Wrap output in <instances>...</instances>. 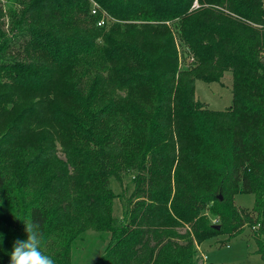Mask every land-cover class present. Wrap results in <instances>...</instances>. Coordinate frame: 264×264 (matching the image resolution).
<instances>
[{"label": "trees", "instance_id": "trees-1", "mask_svg": "<svg viewBox=\"0 0 264 264\" xmlns=\"http://www.w3.org/2000/svg\"><path fill=\"white\" fill-rule=\"evenodd\" d=\"M94 1L0 0V264L28 220L55 264L87 228L110 233L95 264H195L194 241L245 224L264 261V0ZM225 71L210 109L195 80Z\"/></svg>", "mask_w": 264, "mask_h": 264}, {"label": "rangeland", "instance_id": "rangeland-1", "mask_svg": "<svg viewBox=\"0 0 264 264\" xmlns=\"http://www.w3.org/2000/svg\"><path fill=\"white\" fill-rule=\"evenodd\" d=\"M206 1L203 0V2ZM90 2L92 7L97 8L94 0H90ZM206 6L208 4H200L199 0H194L192 4L195 9ZM109 19L113 21V19ZM175 42L179 51V65L183 67L191 59L187 54L182 53L180 42L177 38H175ZM231 84L232 76L229 71H225L218 81L205 82L201 79H196L194 96L210 109L224 110L231 103ZM111 185L112 190L116 194L113 202V215L121 223L126 220L124 204L132 191L133 184L130 177L126 176L123 178L122 184L112 181ZM219 195L221 196V194ZM232 199L234 206L237 208H243L249 212L252 211L254 203V195L252 193H241L239 191L233 195ZM205 213H207L211 223L219 224V221L209 214L208 211ZM257 227L245 224L231 236L216 234L202 242L194 241L197 257L195 264H264V261L255 251L256 245L253 237L262 238ZM186 228L187 225L184 224L178 230L183 232ZM109 238L110 233L108 231H97L87 228L70 245V264H95L108 248Z\"/></svg>", "mask_w": 264, "mask_h": 264}, {"label": "clouds", "instance_id": "clouds-1", "mask_svg": "<svg viewBox=\"0 0 264 264\" xmlns=\"http://www.w3.org/2000/svg\"><path fill=\"white\" fill-rule=\"evenodd\" d=\"M26 239L16 240L9 255L10 264H55L51 255L43 251L40 225L32 220L23 221ZM2 238V234H0Z\"/></svg>", "mask_w": 264, "mask_h": 264}, {"label": "built area", "instance_id": "built-area-1", "mask_svg": "<svg viewBox=\"0 0 264 264\" xmlns=\"http://www.w3.org/2000/svg\"><path fill=\"white\" fill-rule=\"evenodd\" d=\"M92 12H95V10L92 9ZM98 24H103V20H100Z\"/></svg>", "mask_w": 264, "mask_h": 264}, {"label": "water", "instance_id": "water-1", "mask_svg": "<svg viewBox=\"0 0 264 264\" xmlns=\"http://www.w3.org/2000/svg\"><path fill=\"white\" fill-rule=\"evenodd\" d=\"M218 197H219V199H221V196L220 195ZM215 227L218 229L219 228V225H215Z\"/></svg>", "mask_w": 264, "mask_h": 264}]
</instances>
